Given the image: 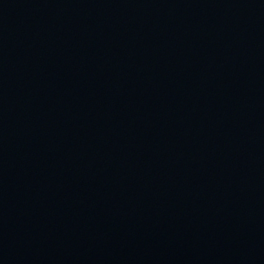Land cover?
Masks as SVG:
<instances>
[{"label": "water", "instance_id": "95a60500", "mask_svg": "<svg viewBox=\"0 0 264 264\" xmlns=\"http://www.w3.org/2000/svg\"><path fill=\"white\" fill-rule=\"evenodd\" d=\"M0 264H264V0H0Z\"/></svg>", "mask_w": 264, "mask_h": 264}]
</instances>
